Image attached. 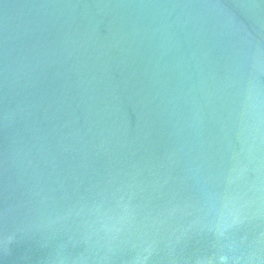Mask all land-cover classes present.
I'll list each match as a JSON object with an SVG mask.
<instances>
[{
    "label": "water",
    "instance_id": "obj_1",
    "mask_svg": "<svg viewBox=\"0 0 264 264\" xmlns=\"http://www.w3.org/2000/svg\"><path fill=\"white\" fill-rule=\"evenodd\" d=\"M0 264H264V0H0Z\"/></svg>",
    "mask_w": 264,
    "mask_h": 264
}]
</instances>
